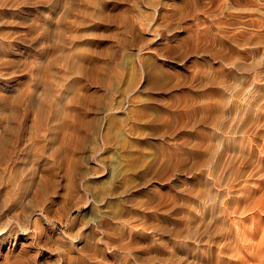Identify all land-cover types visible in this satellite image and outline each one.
I'll return each mask as SVG.
<instances>
[{
  "label": "rangeland",
  "instance_id": "obj_1",
  "mask_svg": "<svg viewBox=\"0 0 264 264\" xmlns=\"http://www.w3.org/2000/svg\"><path fill=\"white\" fill-rule=\"evenodd\" d=\"M262 9L0 0V264H264Z\"/></svg>",
  "mask_w": 264,
  "mask_h": 264
},
{
  "label": "bare ground",
  "instance_id": "obj_2",
  "mask_svg": "<svg viewBox=\"0 0 264 264\" xmlns=\"http://www.w3.org/2000/svg\"><path fill=\"white\" fill-rule=\"evenodd\" d=\"M250 1H252L253 3H254V5L256 6V7H259V8H263L262 10H264V0H250ZM227 2H240V0H223V3L225 4V3H227ZM221 7H223L222 6V4H221ZM251 19V18H250ZM249 24L250 25H256V26H258L259 28H261L263 25H264V17L263 18H261V19H257V18H252L250 21H249ZM255 103V102H254ZM258 104V103H257ZM261 108V107H260ZM259 112V111H258ZM251 138V137H250ZM254 138H255V136H254ZM254 138H251V139H254ZM258 139V138H257ZM247 140H249V139H246V141ZM250 141V140H249ZM254 141V143H255V140H253ZM252 143V142H251ZM8 144L9 143H4V147H5V149H3V154H4V156H5V164H9V163H11L12 161L14 162V160H15V157H16V154H17V152H18V150H19V144L17 143V141H15V140H13V142H10V146H8ZM259 144V143H258ZM262 145V144H261ZM261 145L260 146H258V147H260L261 148ZM2 146V145H1ZM22 146V145H21ZM232 146V145H231ZM240 146H241V148H239L238 149V151L241 153V154H239V152H238V154L240 155L239 156V160H241V158H243L244 157V155L246 154L245 153V149H246V147H245V144H244V142H242L241 144H240ZM239 146V147H240ZM252 148H253V144H249L248 145V149H249V151L248 152H251L252 151ZM256 149V148H255ZM263 149V148H262ZM233 150H236V148L235 147H233ZM225 151V150H224ZM0 152H1V150H0ZM226 152V151H225ZM227 153V152H226ZM229 153V152H228ZM233 153V152H232ZM245 153V154H244ZM254 153H256V152H254ZM225 154V153H224ZM233 155V154H232ZM253 155V154H252ZM243 156V157H242ZM256 156V155H255ZM260 156V155H259ZM259 156H258V160L259 161H262L261 160V158H259ZM236 158H238V156H235ZM263 158V157H262ZM238 160V161H239ZM243 160V159H242ZM245 160V159H244ZM247 160V159H246ZM245 160V161H246ZM252 161V160H251ZM254 161H255V159H254ZM243 162V161H242ZM241 163V162H240ZM252 163V162H251ZM255 164H257L256 162H254ZM259 165H260V163H258ZM10 165V164H9ZM239 166V165H238ZM237 168V167H236ZM240 168V167H239ZM261 168V167H260ZM241 169V168H240ZM249 169H251V168H249ZM256 170V169H255ZM235 172V171H234ZM244 172H246V168H245V171ZM241 173H243L242 171H241ZM249 174H251V173H253V172H251V171H249L248 172ZM239 174V178H241L240 176H244V175H240V173H238ZM233 176H234V174H233ZM247 176V175H246ZM233 180V179H232ZM238 180H241V179H238ZM231 182H235V181H231ZM239 182V181H238ZM231 184V183H230ZM227 186H228V183H227ZM251 196V195H250ZM232 197V196H231ZM246 197V196H245ZM252 197V196H251ZM250 198V197H249ZM235 199H237L236 198V196H235ZM242 200V198H239V199H237L236 200V206H237V204H238V202H239V200ZM247 199V198H246ZM249 200V199H248ZM225 201V202H224ZM232 201H234V200H232L231 198L230 199H226V200H223L222 201V204H223V211L222 212H231V211H229L228 210V208H231L232 209ZM247 202V201H246ZM249 202V201H248ZM247 202V203H248ZM234 203V202H233ZM254 203V202H253ZM235 204V203H234ZM261 204V203H260ZM238 205H240V203L238 204ZM243 205H245L244 203H243ZM241 206H242V204H241ZM253 206V205H252ZM235 207V206H234ZM233 207V208H234ZM262 207H264V205L262 206ZM228 210V211H227ZM241 210H242V212H244L245 211V209H244V211H243V209H240V212H241ZM234 211H236V209L235 210H233L232 212H234ZM237 211H238V209H237ZM231 212V213H232ZM230 213V214H231ZM236 213V212H235ZM238 213V212H237ZM239 214H242V213H239ZM221 215V214H220ZM216 217V216H215ZM261 220V219H260ZM263 220V219H262ZM239 222V221H238ZM264 222V221H263ZM237 223V222H236ZM224 224V223H223ZM228 224H232V225H229V227H228V229L226 230V231H224L225 232V234H226V236H223L224 237V239H225V241H223V243L224 244H222V247H221V249L219 250L222 254H223V256H221L220 254L221 253H219V255L218 256H220V259H219V262H222V261H225L226 260V258H228V256L230 255V253H231V250L234 248L232 245H233V241L235 240V238H233V239H231V238H229L228 239V237H229V235L228 234H230V232L231 233H233V231L235 230V233H237L238 234V228L235 226V220H234V222H230L229 221V223ZM227 225V224H226ZM223 226V225H222ZM222 226H220V228L222 227ZM225 226H223V228H224ZM25 228V227H24ZM236 228V229H235ZM262 228H264V223H263V227ZM222 229V228H221ZM216 230V229H215ZM131 232V231H130ZM221 232V231H220ZM219 233V232H218ZM217 235V234H216ZM221 235V233L219 234V236ZM228 235V236H227ZM130 236H132V237H128V239H126V238H123V237H121L120 239H116V240H112V241H109V242H107V252H103V251H101V252H103V256L101 257V260L98 262V261H96V263H94V264H99V263H101V262H103L105 259H107L108 258V256L109 255H112V256H116V252L117 251H119V250H122V251H126V252H131V248H132V245L134 244V242H135V239H134V237H133V235H130ZM236 237H237V235H235ZM137 241V240H136ZM264 241H262V245L264 244L263 243ZM89 243V242H88ZM137 242H135V244H136ZM222 243V242H221ZM91 244V243H90ZM94 244V243H93ZM96 244V243H95ZM89 246V245H88ZM87 246V247H88ZM95 247V246H94ZM233 247V248H232ZM106 249V248H105ZM104 249V250H105ZM92 250V249H91ZM218 251V252H219ZM120 252V251H119ZM262 253H264V248L262 249L261 247L258 249V252H257V254H258V256H261L262 255ZM102 255V254H101ZM118 255V254H117ZM262 260V259H261ZM218 264V263H217Z\"/></svg>",
  "mask_w": 264,
  "mask_h": 264
}]
</instances>
